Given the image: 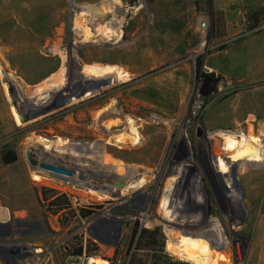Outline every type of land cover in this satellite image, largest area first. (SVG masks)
I'll return each instance as SVG.
<instances>
[{"label":"rangeland","instance_id":"obj_1","mask_svg":"<svg viewBox=\"0 0 264 264\" xmlns=\"http://www.w3.org/2000/svg\"><path fill=\"white\" fill-rule=\"evenodd\" d=\"M102 1L109 0H55L52 24L48 15L35 23L0 15V264H93L90 258L127 264L136 224L158 229L166 254L178 263L188 261L179 264H264V130H256L257 109L250 101L234 113L227 97L235 91L207 69L210 55L217 57L235 41L224 37L226 18L242 22L240 33L264 29V0H173L170 7L166 0H110L115 17L95 25L86 9ZM103 26L111 28V37H102ZM84 27L91 38L83 37ZM121 44L131 51H112ZM97 45L105 58L87 59ZM93 64L125 67L130 76L93 77L83 70ZM59 70L63 78L51 82ZM204 73L221 77L207 99L199 94ZM151 90H157L158 100L150 99ZM21 114L29 119L21 121ZM152 116L164 122L160 130L147 127ZM249 116L246 129L242 123ZM129 118L142 139L165 134L164 148L146 157L148 165L127 149L139 144L115 141L129 131ZM227 131H243L247 145H256L233 154L215 151ZM3 150L14 152L16 160L4 164ZM30 150L38 162L71 174H51L38 164L31 168ZM249 153L250 166L233 161ZM117 164L137 175L127 179ZM139 173L152 181L132 194L121 192ZM80 175H102V183L115 187L125 184L111 191ZM28 196L32 206L25 205ZM153 252L142 251V262L148 254L150 263Z\"/></svg>","mask_w":264,"mask_h":264},{"label":"bare ground","instance_id":"obj_2","mask_svg":"<svg viewBox=\"0 0 264 264\" xmlns=\"http://www.w3.org/2000/svg\"><path fill=\"white\" fill-rule=\"evenodd\" d=\"M8 1V0H7ZM172 1L173 0H166L165 4L166 6H171L172 5ZM184 2V0H182ZM9 2V1H8ZM116 2V1H115ZM2 3V2H1ZM54 3H55V0H11L10 3H3L0 5V15H3L4 17H16L18 18L19 20H22L23 22H28V23H32V22H38L39 19L41 20L43 17H47L48 15V18H49V21L47 22V24H52L53 20H54V15H55V12H54ZM57 4V3H56ZM181 4V3H180ZM88 6V5H87ZM85 7V6H84ZM87 13L90 14V18L91 20H93V22L95 23V25H97L98 23H102L103 21H105L106 19H108L110 16L112 17V15H114L115 17V11L113 9V7L111 6V1H102L100 3L99 6H88V8L86 9ZM86 13V15H87ZM84 15V14H83ZM2 16V17H3ZM82 17V15H81ZM141 15L138 13L137 16H136V19H135V23L137 24H140L141 23ZM14 18V19H16ZM89 18V19H90ZM10 19V18H9ZM83 20V19H82ZM90 21V20H89ZM88 21V22H89ZM121 22V20H119ZM106 22V21H105ZM3 23V22H2ZM6 23V22H5ZM85 23V22H84ZM90 23V22H89ZM92 23V22H91ZM90 23V24H91ZM93 23V24H94ZM84 25V24H83ZM82 25V26H83ZM46 26V25H45ZM49 26V25H48ZM80 26V25H78ZM82 30V29H81ZM90 31L89 28H85L84 27V30H83V37L85 39L89 38L91 36L90 34ZM93 33V32H92ZM102 34V37H104L103 35H106L107 37H111L113 35V31L111 30V28L107 27V26H103V28L101 29V32ZM96 35V34H95ZM115 36V35H114ZM93 37V36H92ZM91 38V37H90ZM88 41V40H86ZM143 45V44H142ZM113 49V48H112ZM118 49H120V51H124V53H129L131 51V48H130V45L129 44H121L119 46H117L114 50L112 51H117ZM90 52H88V55H87V59H92L94 57H97V58H100V59H104L105 57L103 56L102 52L105 51L102 46L101 48L98 47V45L96 47H93V48H90L89 50ZM139 53L141 52L138 51ZM98 54V56H96ZM117 54V53H116ZM138 54V53H137ZM122 63V62H121ZM85 67V68H84ZM83 70L85 73H88V74H91L94 76H100V75H116L118 80H125L126 78H128L130 75H129V71L127 72L124 68H120L119 66H110V64H106L104 66H100L97 65V64H93V65H90V66H84ZM116 67V68H114ZM62 75L64 76V70H59L58 72L56 73H52V78H51V82H59L61 81V79L63 78ZM103 82H100L99 86L96 87L93 92H97L98 90H100L103 85ZM138 86V85H137ZM141 86V85H140ZM136 87V86H135ZM145 87V86H144ZM143 87V88H144ZM164 88V87H163ZM136 89V88H135ZM134 89V90H135ZM160 89V88H159ZM110 90V89H108ZM169 90V89H168ZM147 91V90H146ZM145 91V92H146ZM153 90L150 91L151 93V96H150V99L152 98H156V94H157V90ZM164 91V90H162ZM166 92V91H165ZM164 92V93H165ZM132 93V92H130ZM167 93V92H166ZM95 94H98V93H95ZM161 95H163L162 93H160ZM132 95V94H131ZM142 95V94H141ZM135 96V94H134ZM165 96V95H164ZM171 96V95H170ZM131 97V96H130ZM135 99V98H133ZM240 99V98H239ZM158 100V99H157ZM131 101V100H130ZM139 101V100H138ZM142 101V100H141ZM151 101V100H150ZM237 101V100H236ZM249 104V103H248ZM235 105V104H234ZM243 105H240V107H242ZM227 109V108H226ZM235 109H238L235 107ZM106 110V109H105ZM229 110V109H228ZM110 111V110H108ZM241 111V110H240ZM103 112V111H102ZM237 112V110H236ZM12 113L14 115V119L18 121V116L15 112V110L12 109ZM235 113V112H234ZM32 114V113H31ZM231 114V113H230ZM105 116V114H103ZM112 115V114H111ZM243 115V114H242ZM251 115V114H250ZM240 116V115H239ZM250 117L249 116L243 123H242V127L244 125L246 129H249L250 128ZM150 118V117H149ZM237 118V117H236ZM120 120V119H119ZM234 122L237 124V119L234 120ZM117 121H114L113 124H116ZM126 125V129L129 130L127 132V134H120L118 136H115V141L116 142H120V143H132V144H139L138 148H127L128 150H131V153H136L138 156H139V159H140V162L142 165H148L147 163V158L148 155L154 151V150H157V149H162L164 148V145L166 144L165 143V134L164 132H161V131H158L156 133H153L149 136H146V135H143V139H142V136L138 130V126H136V123H135V120L129 118V119H126L125 121ZM124 123V124H125ZM147 123V127L150 128H153V130L155 129H159L161 128L162 126H164V122L161 120L160 121V118L157 117V116H152V118L148 121V122H145ZM110 124H112V122L110 121L107 126H109ZM247 124H249V126H247ZM120 126V125H119ZM146 126V125H144ZM147 129V128H146ZM243 129V128H242ZM151 130V129H150ZM160 130V129H159ZM163 130V129H161ZM147 131V130H145ZM144 131V132H145ZM146 133V132H145ZM240 134H233V131H227L223 134L222 136V139L221 141H218L219 142V145L214 144V150L217 151V152H220L222 154V149L223 150H226V152L228 154H233L235 153L237 150L241 149L242 147L246 146L248 148H246V150H250L252 149L253 146H255L256 144H248L247 145V142H248V137L246 138V135L244 134L243 131H239ZM215 136V135H214ZM142 139V141H141ZM221 144L223 146H221ZM120 148H122L121 145H118ZM48 147V146H46ZM50 148V147H48ZM84 148V147H81V149ZM106 149V148H105ZM83 150V149H82ZM88 150V149H87ZM104 150V149H103ZM81 151V150H80ZM101 150H99L98 148H96L94 151H92V153H95L94 157L95 159H97L98 161V152H100ZM83 152V151H82ZM105 153V152H104ZM45 154V153H44ZM47 154V153H46ZM100 154V153H99ZM86 155V153H85ZM104 155V154H103ZM251 155H253L252 153L250 154H242L240 156H238L236 159H233V161H242V163L248 165L249 166L251 165L250 162H252L250 160V158L252 157ZM40 158V157H39ZM43 158V157H42ZM106 160V158H105ZM109 160V159H108ZM104 161V160H103ZM238 162V163H239ZM78 163V162H77ZM117 163V162H116ZM237 163V164H238ZM118 165V171H125V176H129L127 177V179H131V175H137V170L135 169H132V168H125L122 167L121 164H117ZM80 166V165H79ZM87 166V165H86ZM17 171V170H16ZM20 171V170H19ZM82 171V169H81ZM13 172V171H12ZM14 174V172H13ZM20 174V173H19ZM51 174H55V175H59V174H56V173H53L51 172ZM18 175V173L16 174ZM21 175V174H20ZM83 175V174H82ZM80 175L81 178H83L85 181L87 182H91V183H94V184H97V185H102L104 184V188H107L109 190H115V191H119L118 187H115L114 185H105V183H102V179H101V176L99 178H95V177H92L90 175H85V176H82ZM12 176V180H13V175H10ZM67 176V175H65ZM35 179L37 180H41L43 178V176H41L40 174L38 173H34V176H33ZM79 177V176H78ZM16 178V177H15ZM67 179V178H66ZM16 181H18L17 179H15ZM14 180V181H15ZM70 181L74 182L76 181V177H72L70 179ZM151 177L145 175V173H139V177L136 179L135 182L133 183H130L129 185H127L126 187L122 188L121 192H123V190L125 191H128V194H132L133 193V190L134 189H137V188H140V187H145L147 186L150 182H151ZM82 182V181H81ZM26 184H28L27 182H25ZM71 183V182H70ZM18 184H21V183H18ZM17 184V186H18ZM107 184V183H106ZM22 186L24 184H21ZM26 186V185H25ZM24 186V187H25ZM24 187H21L22 189ZM27 187V186H26ZM18 188V187H17ZM20 188V189H21ZM25 190V189H24ZM113 190V191H114ZM22 191V190H21ZM135 191V190H134ZM25 192V191H24ZM27 192V191H26ZM28 195V194H27ZM19 196V195H18ZM26 196V195H24ZM26 198V197H24ZM19 199V198H18ZM187 202L184 203V205L188 206L189 203H190V199H187L186 200ZM105 217H102V219H105L106 218V214H104ZM189 218H192L191 216H189ZM90 262H92L93 264H107V262L105 260H101V259H97V258H90ZM89 262V263H90Z\"/></svg>","mask_w":264,"mask_h":264},{"label":"crops","instance_id":"obj_3","mask_svg":"<svg viewBox=\"0 0 264 264\" xmlns=\"http://www.w3.org/2000/svg\"><path fill=\"white\" fill-rule=\"evenodd\" d=\"M228 2L224 4L226 8L231 3ZM241 27V21L225 19L224 37L226 41L228 39H235V41L229 47L219 51L217 57L211 54L212 59L207 64L209 66L207 69L216 71L223 77L225 89L235 91L227 97L232 99L235 113L245 108L248 101L250 105L256 107L257 110H253V113L256 119V130L260 134L264 130V85L251 89L247 87L250 83L264 81V29L240 33ZM240 105L243 106L240 107ZM245 186L247 187L246 182ZM25 203L32 206V197L28 196Z\"/></svg>","mask_w":264,"mask_h":264},{"label":"trees","instance_id":"obj_4","mask_svg":"<svg viewBox=\"0 0 264 264\" xmlns=\"http://www.w3.org/2000/svg\"><path fill=\"white\" fill-rule=\"evenodd\" d=\"M202 60L198 58L196 61V72L197 74L200 73ZM213 75V73H209ZM207 75V73H204ZM264 81L256 82V84H263ZM207 99V97H205ZM1 160L4 164L12 163L16 160V155L12 151H5L1 152ZM132 241L135 240V244L133 245V251L129 255V260L127 264H179V263H188V261L179 262L177 259L172 258L171 256L167 255L164 251L163 241L161 240V233L158 229H149L145 227H139L137 224L134 226L132 236ZM158 245L159 248H152L154 245ZM130 246V250H131ZM142 251L151 252L154 251L151 255V261L148 263L146 261L148 254L146 255V259L142 262L143 258L141 254ZM162 254V255H161Z\"/></svg>","mask_w":264,"mask_h":264},{"label":"water","instance_id":"obj_5","mask_svg":"<svg viewBox=\"0 0 264 264\" xmlns=\"http://www.w3.org/2000/svg\"><path fill=\"white\" fill-rule=\"evenodd\" d=\"M221 80V77L218 75H214V76H205L200 89H199V94L202 95L203 97H207L210 96L211 94H213L219 84ZM21 121H26L29 119V117L24 116L21 114L20 116ZM27 160L28 163L30 165L31 168H34L37 164L41 169L44 170H48L51 171L53 173H60V174H65V175H70L71 171L63 168V167H59V166H55L52 165L48 162H44V161H40L38 162L34 157H33V153L31 152V150L27 153ZM124 181H119L116 182L115 185L117 187H122L124 186Z\"/></svg>","mask_w":264,"mask_h":264},{"label":"flooded vegetation","instance_id":"obj_6","mask_svg":"<svg viewBox=\"0 0 264 264\" xmlns=\"http://www.w3.org/2000/svg\"><path fill=\"white\" fill-rule=\"evenodd\" d=\"M205 76H214V74H213V75L207 74V75H205ZM205 76L203 77L202 82H203ZM200 134H201V132L199 131L198 135H200Z\"/></svg>","mask_w":264,"mask_h":264},{"label":"built area","instance_id":"obj_7","mask_svg":"<svg viewBox=\"0 0 264 264\" xmlns=\"http://www.w3.org/2000/svg\"><path fill=\"white\" fill-rule=\"evenodd\" d=\"M205 24H206L205 22H202V23H201V26H202V27H204V26H205Z\"/></svg>","mask_w":264,"mask_h":264}]
</instances>
